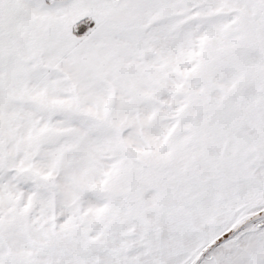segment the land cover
<instances>
[{
	"label": "snow or ice",
	"instance_id": "obj_1",
	"mask_svg": "<svg viewBox=\"0 0 264 264\" xmlns=\"http://www.w3.org/2000/svg\"><path fill=\"white\" fill-rule=\"evenodd\" d=\"M0 264H264V0H0Z\"/></svg>",
	"mask_w": 264,
	"mask_h": 264
}]
</instances>
